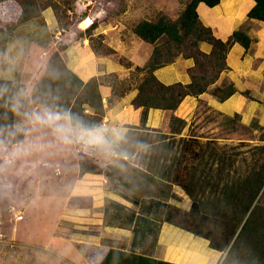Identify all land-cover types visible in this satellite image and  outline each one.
<instances>
[{"label": "trees", "instance_id": "1", "mask_svg": "<svg viewBox=\"0 0 264 264\" xmlns=\"http://www.w3.org/2000/svg\"><path fill=\"white\" fill-rule=\"evenodd\" d=\"M73 1L77 0H0V34L3 43L6 44L13 37L15 30L30 20L45 24L44 11L48 7L53 8L60 28H68L73 23V19L68 20L70 12H73L71 7ZM254 1L255 5L250 9L248 17L264 22V0ZM220 2L221 0H188L177 17L160 11L155 18L140 19L133 27V32L154 47L149 59L144 65L136 66L128 79L119 78L120 73H109L93 76L84 81L68 67L64 59L62 52L66 45L54 50L47 59L42 75L32 87L30 101L52 111H68L85 127L103 129L106 107L101 86L109 82L113 95H123L129 89V82L133 80L138 94L132 104L135 110H143V120L151 108L174 112L186 96H199L204 93L216 83L223 71L230 68L227 56L233 44L238 42L247 49L250 47L251 37L246 31L236 30L224 40L215 35L213 28L203 23L198 6L203 3L208 7H214ZM97 27L96 21H93L85 31L93 52L97 55L111 56L127 68L132 67L133 62L104 42V35H94ZM203 42L211 45L209 53L201 49L200 45ZM180 55L193 58L195 61V65L188 69L192 81L186 84L163 83L155 71L173 63ZM15 88V80L0 78V135L9 140V144L21 142L26 137L23 131H18L15 137L7 135L9 129H15L16 111L13 110ZM235 92L236 88L232 84L215 89V94L221 100H226ZM141 136H143L141 131L129 129L119 142L112 144L115 153L121 159L128 160L124 157L132 156L142 140ZM218 145L219 143L214 140L203 141L195 135L184 137L173 182L183 187L187 194L193 197V201L188 211L167 204L162 211V221L204 238L209 242L210 248L225 252L260 191L264 175L260 177L251 175L256 177L248 179L246 190L241 187L243 177L233 179L237 182L235 190L216 189L215 185L219 186L227 170L225 154L217 152ZM259 149L264 154V144L259 145ZM232 162L233 160L230 166ZM256 164L264 167L260 160H257ZM140 173L151 179L147 172L140 170ZM146 182L147 180L143 178L142 183L134 188L139 197L133 198L132 201L135 203L140 202L145 193L150 195ZM209 188H211L209 197L204 198ZM242 198H246L245 205L240 201ZM149 205L151 206L150 202ZM112 219H114L111 220L112 224L117 223L114 216ZM132 224L133 219L130 225ZM220 228L223 230L220 231ZM91 248L93 247H88L87 250ZM234 256H237L235 259L237 264H264V199L251 211L222 264H226V260ZM232 261L227 264H236ZM93 264L179 263L124 248L101 246L98 248L97 262Z\"/></svg>", "mask_w": 264, "mask_h": 264}, {"label": "rangeland", "instance_id": "2", "mask_svg": "<svg viewBox=\"0 0 264 264\" xmlns=\"http://www.w3.org/2000/svg\"><path fill=\"white\" fill-rule=\"evenodd\" d=\"M187 1L88 0L89 4H86L87 0L73 1L71 3L73 12H70L68 18V20L73 19V23L65 31H62L59 39H55L56 43L53 44L54 39H51V47L44 43V49H47L44 57L48 59L54 50L74 41L81 35L86 36L85 31H77L76 24L82 20L84 13L91 15L98 26L119 24L117 29H110L108 32L121 35L124 39H122L124 41L122 50H128L127 44L132 45L133 50L139 46L143 56H146L148 52H152L154 45H150L137 37L133 32V27L140 19L155 18L160 11L166 12L167 8L173 13V16L177 17ZM210 9L212 8L203 3L200 5L202 14L204 10ZM214 13V18H216L217 11L214 10ZM47 14L50 12L48 11ZM218 34L223 36L221 31H218ZM6 45L7 42L6 44L3 43L0 34V78L14 79L11 77L9 68H5ZM203 47L210 48V45L203 43ZM3 48L4 50H2ZM34 57H37V54ZM114 65H118V63L114 62ZM43 71L44 67L40 64V68H35L34 76H41ZM18 74L22 77L27 76L23 71ZM131 82L134 81L131 80L129 83ZM26 109L29 115L35 111L30 101ZM218 116L216 121H212L214 114H207L206 119L204 118L199 123L207 125L211 121L212 125H218L214 131L208 127L203 130L197 129L198 127L191 123L189 129L184 132L186 136L183 135V130L181 133L174 132L177 134L141 132L143 134L142 140L136 146L132 156L124 157V159H128L126 160L128 162L118 155H114L113 143L106 142L102 147H89L87 149L79 144L63 146L57 144L53 135H46L43 139H39L40 128H34L27 118L26 121H16L15 128L22 129L21 131L25 132L26 135L21 142L38 143L44 147L42 150H34L30 155L14 160L11 164H5L4 160L0 159V262L4 264H12V262L15 264H41L43 262L40 260L41 258L49 257L35 255L34 250L43 251L47 250L46 248L53 250L54 246L55 248H62V250L71 246L76 249L93 247L98 251V246L84 243L81 239L88 235V231L92 232L93 229H97L98 220L94 219L97 213L102 214L103 211L107 220L111 221L110 219L114 216L115 222L117 221L115 226L124 230L130 228L131 220L137 212L148 215L152 213V216L154 214L157 220L155 227H158L159 221H162L163 218L162 211L167 204L176 205L182 210H190L193 197L187 194L183 187L173 182L183 139L189 134L201 135L203 141L214 140L218 142L217 152L225 154L227 170L219 186L215 185L216 189L224 191L233 188L235 190L237 182L233 179L243 177L241 187L246 190L250 177L264 175V167L256 164L257 160L264 164V154L259 149V145L264 144V125L255 121L246 127L242 126L236 118L230 120ZM0 139L5 138L0 135ZM14 144L17 143L9 144V148ZM206 157L209 158L210 156ZM231 160L233 162L230 166ZM215 168H217V164H215ZM140 170L147 172L151 179L140 173ZM94 175L98 176L93 177ZM143 178L147 180L145 185L150 191V195L145 193V197L140 200L141 203L137 206L132 205L130 201L134 197L139 198L134 188L142 183ZM98 187L103 190L101 194L96 193ZM84 188L88 189V192L100 196V200L93 202L91 196H86L84 193ZM244 190H242V195ZM210 192L211 188L207 189L204 198L209 197ZM114 199L122 200L132 206L130 208L128 205L125 207L117 202L113 203ZM262 199H264V182L241 226ZM49 200H54L56 205L49 208V204H47ZM240 201L243 205L246 204V198H242ZM90 202L91 205H89ZM149 202L151 203L150 207ZM38 204L44 207L39 209ZM88 205L89 207L85 208ZM55 212L57 215L68 216L67 222L45 224V222L50 221L49 219H53L52 215ZM16 213L23 215L20 221L15 219ZM40 216L43 217L44 223L39 222ZM241 226L235 232L231 244L237 239ZM85 227L90 228L87 231ZM178 229L187 237L191 235L195 240L203 243L207 241L180 228ZM222 230L223 228H220V231ZM104 240L105 245H103L106 247L119 246L123 248L124 243L127 245V238L125 237L114 242L107 235ZM185 241L188 245L192 244L190 239H185ZM116 243L117 245H114ZM225 252L220 254L214 264L224 262L227 255ZM4 253L8 255H4ZM9 256L12 258L7 260ZM56 256L60 260L65 258L63 255ZM236 258L237 256L228 258L226 264L231 260H233L232 263L237 264Z\"/></svg>", "mask_w": 264, "mask_h": 264}, {"label": "crops", "instance_id": "3", "mask_svg": "<svg viewBox=\"0 0 264 264\" xmlns=\"http://www.w3.org/2000/svg\"><path fill=\"white\" fill-rule=\"evenodd\" d=\"M86 4H89L88 0ZM200 5L198 6V12L201 20L205 25L213 28L218 38L225 40L234 31L239 29L244 30L251 37L250 47L247 49L238 42L233 44L227 56V62L230 68L223 71L216 83L212 84L207 91L199 96H186L179 108L172 113L159 108H151L147 111L145 120H143V110H135L132 104L133 99L138 94V89L135 88L134 82L129 83V89L123 95H113L111 84L105 82V84L101 86V92L106 107V116L103 124V135L106 142H119L129 129H137L141 132H160L164 134H177L174 132L181 133L183 130V135L186 136L184 132L189 129L191 123H194L195 127H198L197 129L203 130L208 127L211 131H214L218 125H212L211 121H209L207 125L199 124L204 118L206 119L207 114H214L212 121H216L219 117L218 115H220L230 120L236 118L242 126L246 127L250 126L255 121L260 125H264V22L248 17V13L255 5V1L221 0L218 5L211 7L212 9L204 10L203 14L200 11ZM168 9L169 8H167V10ZM167 10L166 12L173 16V13ZM214 10L217 11L216 18H214ZM48 11L50 14H47ZM44 16L45 24L37 20H30L19 26L6 45L5 68H9L12 75L11 77H14L12 80L16 82L14 97L15 104L17 105L15 110V121L17 122L20 120L26 121V118L28 119L29 113L27 112L26 106L30 101L32 87L40 77H35L33 72L35 68H40V64L45 68L47 62V59L44 57L47 51L46 48L44 49V43L51 47V39H54L53 44L56 43L55 39H59V35H62V31H65V29L60 28L52 7L45 9ZM83 17L80 22L76 23L78 32L86 31L94 21L93 17L89 14L84 13ZM107 25L98 26L94 30V35H104V42L133 62V66L127 68L124 64L117 62L111 56L95 54L90 46L87 35H81L74 41L67 43L66 49L62 54L68 67L84 81H88L93 76L109 73H120L119 78L128 79L134 68L144 65L152 53L148 52L146 56H143V52L140 51L139 46L136 50H133L132 45L128 44L126 45L128 50L123 51L124 39L121 35L119 33L110 34L108 32L110 29H117L119 24H115L114 26ZM218 31H221L223 36H219ZM142 41L141 43L143 44ZM203 43L200 45L201 49L209 53L212 49L211 45L207 43L210 45V48H204ZM141 48H143L142 45ZM35 54H37V57H34ZM114 62L118 63V65H114ZM194 65L195 61L193 58H185L180 55L173 63L157 69L155 74L158 79L165 84H173L176 82L186 84L192 81L188 69ZM21 71L26 73L27 76H19L18 73ZM230 84L235 86L236 92L226 100L219 99L215 94V89ZM32 105L35 111L46 108L34 105L33 103ZM46 135L51 136V130L40 128L38 138L43 139ZM191 135L192 134H189L188 136ZM194 135L202 139L201 135ZM114 155L117 154L115 153ZM97 176L98 175H94L93 177ZM90 189L93 190L94 188ZM100 189L101 188L98 187L96 193L101 194L103 190ZM87 190L88 189L84 188V193L86 196H91L93 202L100 200V196H96V194L88 192ZM54 202V200H49V202H47L49 208L56 205ZM112 202H117L125 207L127 205L130 206L122 200L114 199ZM130 202L132 205L136 206L141 203V201L137 203L134 201ZM91 204L90 202L89 205ZM89 205L85 208H88ZM38 206L39 209H41L43 205L38 204ZM52 216L53 219H49L50 221L45 222V224L67 222L66 218H68V216L65 217L62 214L57 215L56 212ZM39 218V222H41L43 217L40 216ZM94 220H98L97 229H93V231L90 232L88 231L90 227H85L88 231V235H85L81 239L84 243L101 247L105 245L104 239L107 235L114 242H118L122 240V237H125L127 238V245L124 243V249L136 253L152 255L158 259L179 264H214L218 260L220 254H222V252L210 248L208 241L203 243L195 240L191 235L187 237L184 233L179 231V227L173 224L159 221V226L155 227L157 220L154 214L152 216V213L148 215L137 212L133 217V224L129 229L124 230L116 227L115 224L107 220L104 211L102 214L97 213ZM42 223L44 222L42 221ZM185 239H190V243L192 244L188 245ZM48 244L51 245V243ZM114 245H117V243ZM109 247L122 248L119 246ZM53 248V250L48 248L43 251L40 249L34 250L35 255L49 257L45 259L41 258L40 260L43 261L41 264H93L97 262V249H76L72 246L66 247L64 250H62V248H55V246ZM48 250L50 251L49 253L47 252ZM4 255L8 254L4 253ZM56 255H63L65 258L64 260H60ZM11 258L12 257L9 256L8 259H4L10 260ZM20 258L22 257L20 256ZM0 264L4 263L0 262ZM12 264L15 263L12 262Z\"/></svg>", "mask_w": 264, "mask_h": 264}, {"label": "clouds", "instance_id": "4", "mask_svg": "<svg viewBox=\"0 0 264 264\" xmlns=\"http://www.w3.org/2000/svg\"><path fill=\"white\" fill-rule=\"evenodd\" d=\"M17 105L13 104L15 111ZM28 122L34 128H47L51 130V134L55 137L57 144L70 146L79 144L85 149L89 147H102L105 143L103 135L104 129L88 128L79 122L68 111H52L44 108L40 111H33L28 115ZM20 128L9 129L8 137H15ZM9 140L0 139V159L4 160L5 164H11L14 160L30 155L34 150H42L43 145L33 142H19L9 148Z\"/></svg>", "mask_w": 264, "mask_h": 264}, {"label": "built area", "instance_id": "5", "mask_svg": "<svg viewBox=\"0 0 264 264\" xmlns=\"http://www.w3.org/2000/svg\"><path fill=\"white\" fill-rule=\"evenodd\" d=\"M22 217H23V215L20 214V213H16V214H15V219H16L17 221L21 220Z\"/></svg>", "mask_w": 264, "mask_h": 264}, {"label": "water", "instance_id": "6", "mask_svg": "<svg viewBox=\"0 0 264 264\" xmlns=\"http://www.w3.org/2000/svg\"><path fill=\"white\" fill-rule=\"evenodd\" d=\"M241 227H242V226H241ZM240 229H241V228H240ZM232 243H233V242H232ZM230 245H231V244H230ZM229 247H230V246H229ZM228 250H229V249L226 250L225 254H227Z\"/></svg>", "mask_w": 264, "mask_h": 264}]
</instances>
